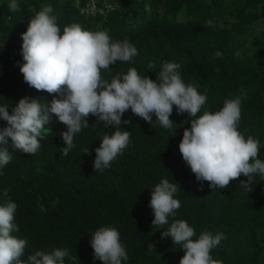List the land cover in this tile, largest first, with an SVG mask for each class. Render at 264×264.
Instances as JSON below:
<instances>
[{
    "label": "trees",
    "instance_id": "trees-1",
    "mask_svg": "<svg viewBox=\"0 0 264 264\" xmlns=\"http://www.w3.org/2000/svg\"><path fill=\"white\" fill-rule=\"evenodd\" d=\"M85 1L79 0V5ZM110 1L117 7L100 17L80 13L74 0H17V12L9 9L10 0H0V106L11 113L26 96L42 104L59 98L30 87L20 72L22 33L42 5L52 7L61 34L75 24L105 31L113 41L127 39L137 48L131 62L110 65L102 73L105 79L135 68L156 80L163 63L175 62L185 84L195 85L207 102L196 117L177 114L173 106L172 130L162 128L155 116L151 126L129 109L120 130L131 132V143L103 172L94 171L95 149L116 128L91 127L96 118L90 115L89 127L73 139L81 143V150L62 156L60 149L66 145L60 133L66 127L50 114L48 136L40 140L38 153L13 162L0 175V206L9 199L17 205L14 223L19 231L12 235L28 240L21 260L30 264L28 256L36 251L47 254L66 248L75 259L66 257L65 264H102L94 259L90 240L100 227H113L129 257L122 264H179L184 250L171 237L161 238V232L174 220H184L195 230L193 240L205 231L224 233L211 253L220 264H264V178L254 177L250 193L240 185L247 179L243 175L227 188L211 189L203 182L201 189L179 151L192 119L205 111L215 113L226 99L241 95L238 131L260 142L259 158L264 160V26L258 24L264 21V0ZM146 4L151 11L145 10ZM208 20L214 26H206ZM149 62L156 67L149 69ZM163 179L178 184L181 191L174 198L181 207L158 229L152 225L149 204L152 189ZM148 243L155 244L151 255Z\"/></svg>",
    "mask_w": 264,
    "mask_h": 264
},
{
    "label": "clouds",
    "instance_id": "clouds-1",
    "mask_svg": "<svg viewBox=\"0 0 264 264\" xmlns=\"http://www.w3.org/2000/svg\"><path fill=\"white\" fill-rule=\"evenodd\" d=\"M87 1L79 5V0H74L78 11L86 15L106 17L117 7L116 2L96 0L101 5L103 1L109 3L112 8L104 14H88L81 9ZM8 7L12 12L19 11L17 0H10ZM145 10L151 11V6L146 4ZM52 12L50 5H42L22 33L24 63L20 65V72L30 87L59 98L42 104L26 96L15 104L11 113L8 107L0 106V118L4 120L0 121V175L13 162L38 153L42 147L40 140L50 127L46 125L50 122V114H55L66 127V131L60 133L66 145L60 149L62 156L73 149L81 150V143L73 139L75 134L89 127L90 115L96 118L91 127L103 124L116 128L112 135H105L95 149L94 171L103 172L131 143V132L120 130L121 118L129 109L151 126L155 116V122L162 128L172 130L173 106L177 114L196 117L206 104L207 95L201 94L195 85L185 84L181 66L175 62L163 63L156 80L141 76L135 68H130L122 77L118 74L111 81L105 79L102 73L108 71L110 65L117 61L131 62L138 55L137 48L127 39L113 41L105 31L84 30L75 24L66 26L61 34L57 17ZM205 25L214 26L211 20ZM155 67L154 62H149V69ZM241 103V95L226 99L219 111H205L192 119L191 127L183 132L179 151L196 180L201 182V189L203 182L211 189L227 188L231 181L243 175L247 179L240 181V185L250 193L254 177L264 178V160L259 158L260 142L251 136L245 139L238 131ZM123 124H131V121L124 120ZM175 135L174 131L172 136ZM82 150L86 152L85 148ZM177 185L163 179L152 189L149 206L154 213L152 225L158 229H163L169 217H175L181 207L180 201L174 198L181 191ZM16 209L17 205L10 199L5 206H0V264H24L21 257L28 240L12 235L19 231L14 223ZM194 235V228L184 220H174L161 232V238L171 237L173 243L184 250L179 264H220L211 253L225 238L224 233L213 235L205 231L196 240L192 239ZM90 244L94 259L102 264H122L129 259L120 242V234L113 227H100L92 235ZM153 251L155 244L148 243V253L151 255ZM66 257L75 259L69 256L68 249L56 248L47 254L36 251L28 256V261L30 264H65Z\"/></svg>",
    "mask_w": 264,
    "mask_h": 264
},
{
    "label": "built area",
    "instance_id": "built-area-1",
    "mask_svg": "<svg viewBox=\"0 0 264 264\" xmlns=\"http://www.w3.org/2000/svg\"><path fill=\"white\" fill-rule=\"evenodd\" d=\"M102 3L103 5L98 4L96 0H88L81 9L88 14H94V13L104 14L107 10L112 8L111 4L105 3L104 1Z\"/></svg>",
    "mask_w": 264,
    "mask_h": 264
},
{
    "label": "rangeland",
    "instance_id": "rangeland-1",
    "mask_svg": "<svg viewBox=\"0 0 264 264\" xmlns=\"http://www.w3.org/2000/svg\"><path fill=\"white\" fill-rule=\"evenodd\" d=\"M258 24H262L264 26V21L262 19L258 20Z\"/></svg>",
    "mask_w": 264,
    "mask_h": 264
}]
</instances>
